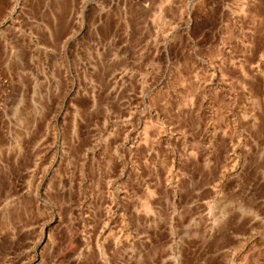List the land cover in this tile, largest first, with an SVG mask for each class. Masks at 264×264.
<instances>
[{
	"label": "rangeland",
	"instance_id": "rangeland-1",
	"mask_svg": "<svg viewBox=\"0 0 264 264\" xmlns=\"http://www.w3.org/2000/svg\"><path fill=\"white\" fill-rule=\"evenodd\" d=\"M0 264H264V0H0Z\"/></svg>",
	"mask_w": 264,
	"mask_h": 264
}]
</instances>
